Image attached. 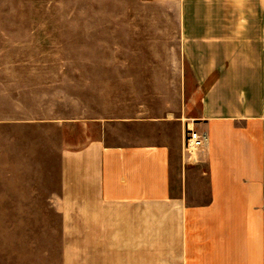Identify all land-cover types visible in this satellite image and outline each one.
Returning a JSON list of instances; mask_svg holds the SVG:
<instances>
[{
	"label": "crops",
	"instance_id": "obj_1",
	"mask_svg": "<svg viewBox=\"0 0 264 264\" xmlns=\"http://www.w3.org/2000/svg\"><path fill=\"white\" fill-rule=\"evenodd\" d=\"M146 1L175 16L198 113L81 123L56 183L33 169L14 226L2 210L0 264H264V0Z\"/></svg>",
	"mask_w": 264,
	"mask_h": 264
},
{
	"label": "rangeland",
	"instance_id": "obj_2",
	"mask_svg": "<svg viewBox=\"0 0 264 264\" xmlns=\"http://www.w3.org/2000/svg\"><path fill=\"white\" fill-rule=\"evenodd\" d=\"M169 10L146 0H0V219L7 207L11 226V207L31 203L30 191L15 189L29 186L33 169L56 183L59 151L80 139L81 123L131 116L186 123L198 113L186 67L187 80L178 82Z\"/></svg>",
	"mask_w": 264,
	"mask_h": 264
},
{
	"label": "built area",
	"instance_id": "obj_3",
	"mask_svg": "<svg viewBox=\"0 0 264 264\" xmlns=\"http://www.w3.org/2000/svg\"><path fill=\"white\" fill-rule=\"evenodd\" d=\"M207 144L208 137L204 131H197L190 126H186L183 149L189 156H192L195 151L205 148Z\"/></svg>",
	"mask_w": 264,
	"mask_h": 264
}]
</instances>
